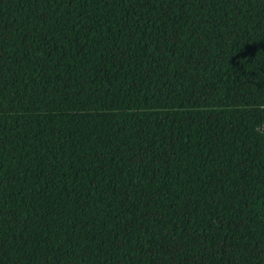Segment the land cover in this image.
<instances>
[{
	"label": "trees",
	"instance_id": "obj_1",
	"mask_svg": "<svg viewBox=\"0 0 264 264\" xmlns=\"http://www.w3.org/2000/svg\"><path fill=\"white\" fill-rule=\"evenodd\" d=\"M0 264H264V0H0Z\"/></svg>",
	"mask_w": 264,
	"mask_h": 264
}]
</instances>
